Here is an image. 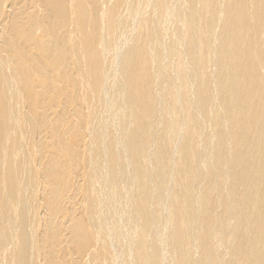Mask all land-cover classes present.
Masks as SVG:
<instances>
[{"label":"bare ground","instance_id":"obj_1","mask_svg":"<svg viewBox=\"0 0 264 264\" xmlns=\"http://www.w3.org/2000/svg\"><path fill=\"white\" fill-rule=\"evenodd\" d=\"M0 264H264V0H0Z\"/></svg>","mask_w":264,"mask_h":264}]
</instances>
